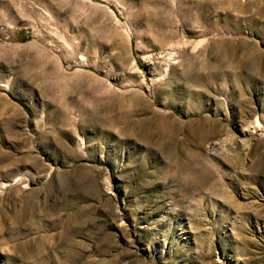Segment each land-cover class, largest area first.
<instances>
[{
  "label": "rangeland",
  "instance_id": "rangeland-1",
  "mask_svg": "<svg viewBox=\"0 0 264 264\" xmlns=\"http://www.w3.org/2000/svg\"><path fill=\"white\" fill-rule=\"evenodd\" d=\"M0 264H264V0H0Z\"/></svg>",
  "mask_w": 264,
  "mask_h": 264
}]
</instances>
